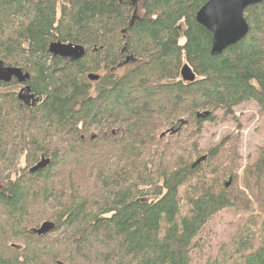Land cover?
Wrapping results in <instances>:
<instances>
[{"label": "trees", "instance_id": "16d2710c", "mask_svg": "<svg viewBox=\"0 0 264 264\" xmlns=\"http://www.w3.org/2000/svg\"><path fill=\"white\" fill-rule=\"evenodd\" d=\"M207 1L0 0V61L29 73L34 98L24 104L3 90L15 80L0 82V264H191L213 215L249 210L246 193L264 211V148L240 177L232 142L198 154L194 141L218 111H264V0L218 56L195 20ZM51 42L85 55L53 57ZM45 221L55 230L39 237ZM245 229L233 264H264V217Z\"/></svg>", "mask_w": 264, "mask_h": 264}, {"label": "rangeland", "instance_id": "374dc122", "mask_svg": "<svg viewBox=\"0 0 264 264\" xmlns=\"http://www.w3.org/2000/svg\"><path fill=\"white\" fill-rule=\"evenodd\" d=\"M127 70V66L116 68L114 74L122 76ZM3 90L18 96L21 85H9ZM23 101L30 100L24 98ZM215 116L213 122L203 123L199 133L194 136L197 152L198 154L208 153L221 143L232 142L236 147V158L241 177L246 165L252 163L257 158L259 151L264 148V111H261L254 102H246L227 112L218 111ZM180 134L179 139L182 141L184 131H181ZM167 137L163 138L167 139ZM171 140L175 141V138L173 137ZM18 163L20 168L27 166L23 158H20ZM246 196L251 203L249 210L224 209L213 215L205 224L197 238V250L191 253V264L234 263L238 258L237 255H232L235 250L234 241L246 233L245 228L248 222H251L254 231L257 227L259 228V222L264 217V211L256 199L247 193ZM252 240L255 245L257 234L253 236ZM227 258H229V262L225 263L224 260Z\"/></svg>", "mask_w": 264, "mask_h": 264}, {"label": "water", "instance_id": "95a60500", "mask_svg": "<svg viewBox=\"0 0 264 264\" xmlns=\"http://www.w3.org/2000/svg\"><path fill=\"white\" fill-rule=\"evenodd\" d=\"M262 0H208L196 13V22L211 33L210 55L218 56L222 54L228 47L239 43L248 33V25L244 20V10L249 6L260 4ZM48 53L60 59L69 62H75L85 55V49L80 45L65 44L61 42H51L48 46ZM128 60V58H127ZM180 78L183 82L192 83L195 81V74L188 65H183L180 69ZM90 82L99 80L96 74H88L86 76ZM15 80L22 88L18 94V99L27 98L31 100L33 96L30 94V87L27 82L30 75L23 72L20 68L5 67L0 61V82L8 84ZM207 115V114H206ZM167 133L162 134L161 137ZM205 158L198 159L191 168H195ZM48 164L47 160L42 159L38 164L30 169L31 173L43 170ZM230 182L226 184L228 187ZM55 230V224L45 221L38 228L32 230L37 236L49 234ZM57 264H64L57 262Z\"/></svg>", "mask_w": 264, "mask_h": 264}, {"label": "flooded vegetation", "instance_id": "af4514ba", "mask_svg": "<svg viewBox=\"0 0 264 264\" xmlns=\"http://www.w3.org/2000/svg\"><path fill=\"white\" fill-rule=\"evenodd\" d=\"M131 60H132V59H131ZM127 63H129V59L127 60V58H126L124 64L126 65ZM132 63H134V61H132V62L130 63V65H131ZM122 65H123V63H122V64H119V67H121ZM18 85H20V84H18ZM26 85H27V84H26ZM21 88H22V85H21ZM21 102L24 103V104H25V103L27 104V103H31V102H33V100H32V101H31V100H30V101H22V100H21ZM41 159H42V158H41Z\"/></svg>", "mask_w": 264, "mask_h": 264}, {"label": "bare ground", "instance_id": "6f19581e", "mask_svg": "<svg viewBox=\"0 0 264 264\" xmlns=\"http://www.w3.org/2000/svg\"><path fill=\"white\" fill-rule=\"evenodd\" d=\"M257 5H258V4H257ZM249 7H250V6H249ZM247 8H248V7H247ZM243 39H244V38H243ZM3 65H4V64H3ZM5 67H6V66H5ZM4 84H5V83H4ZM32 100H34V98H32L31 101H32ZM20 101H21V100H20ZM176 132H177L176 130H175V131H170L171 134H172V133H176ZM164 133H167V132H164ZM164 133H163V134H164ZM166 135H167V134H166ZM161 136H162V134H161ZM161 136H160V137H161ZM164 136H165V135H164ZM164 136H163V137H164ZM203 157L205 158V156H203ZM201 158H202V157H201ZM199 159H200V158H199ZM205 159H206V158H205ZM197 160H198V159H197ZM197 160H196V161H197ZM196 161H195V162H196ZM204 161H205V160H204ZM195 162H194V163H195ZM202 162H203V161H202ZM202 162H201V163H202ZM194 163H193V164H194ZM193 164H192V165H193ZM197 166H198V165H197ZM193 169H194V168H193ZM228 182H229V181H228ZM228 182H227V183H228ZM228 187H229V186H228Z\"/></svg>", "mask_w": 264, "mask_h": 264}]
</instances>
